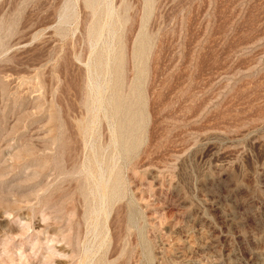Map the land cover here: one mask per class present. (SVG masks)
<instances>
[{"label":"rangeland","instance_id":"1","mask_svg":"<svg viewBox=\"0 0 264 264\" xmlns=\"http://www.w3.org/2000/svg\"><path fill=\"white\" fill-rule=\"evenodd\" d=\"M0 264H264V0H0Z\"/></svg>","mask_w":264,"mask_h":264},{"label":"bare ground","instance_id":"2","mask_svg":"<svg viewBox=\"0 0 264 264\" xmlns=\"http://www.w3.org/2000/svg\"><path fill=\"white\" fill-rule=\"evenodd\" d=\"M108 53V52H107ZM111 56V55H110ZM109 56V54H107V62H105L106 63V66L108 67L109 66V61H110V59H111V57ZM102 60V59H101ZM103 62V60L101 61V63ZM96 71H97V69H96ZM89 72H92V68L89 66ZM106 72H111V74H112V70H109V68H107L106 69ZM90 76V75H89ZM92 76V75H91ZM100 79V78H99ZM94 81V79H93V76L92 77H90V86H91V88H93V86H95L96 84L93 82ZM99 87V86H98ZM100 90H103L102 88H98L97 89V93H99L98 91H100ZM99 95V94H98ZM102 97V96H101ZM100 98V97H99ZM98 98V100H99V102H101L102 101V99H99ZM100 112H98V114H99ZM114 126V125H113ZM118 127V126H117ZM114 128V127H113ZM111 129V131H112V136L113 137H115V138H117V135H118V138H123V134L122 133H120L119 132V128H116V129ZM115 140V139H114ZM119 141V140H118ZM122 140H120L119 142H121ZM95 178V177H94ZM96 182H97V187H98V190H97V195L101 198V189L100 188H102V186H104V197H105V195L107 194V193H109V190H108V188H107V185H108V180H106L105 179V177H101V178H97L96 177ZM116 187L117 186H114V188H113V191L116 189ZM110 199V203H112L113 202V200H114V197L113 196H111V198H109ZM107 205L105 204V206H103L102 205V207L101 208H95V214H99L100 212H102V211H105V213H107L106 212V210H107V207H106Z\"/></svg>","mask_w":264,"mask_h":264}]
</instances>
